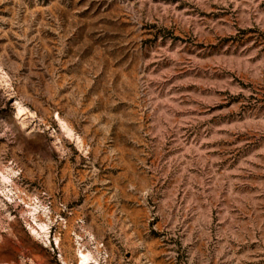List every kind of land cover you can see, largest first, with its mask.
<instances>
[{
	"label": "rangeland",
	"instance_id": "obj_1",
	"mask_svg": "<svg viewBox=\"0 0 264 264\" xmlns=\"http://www.w3.org/2000/svg\"><path fill=\"white\" fill-rule=\"evenodd\" d=\"M0 264H264V0H0Z\"/></svg>",
	"mask_w": 264,
	"mask_h": 264
}]
</instances>
